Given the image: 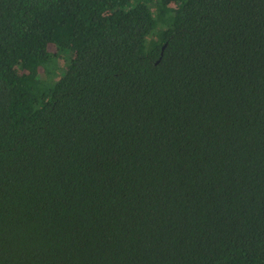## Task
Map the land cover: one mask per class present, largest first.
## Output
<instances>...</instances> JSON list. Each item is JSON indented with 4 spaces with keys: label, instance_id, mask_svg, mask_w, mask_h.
<instances>
[{
    "label": "trees",
    "instance_id": "16d2710c",
    "mask_svg": "<svg viewBox=\"0 0 264 264\" xmlns=\"http://www.w3.org/2000/svg\"><path fill=\"white\" fill-rule=\"evenodd\" d=\"M0 264H264V0H0Z\"/></svg>",
    "mask_w": 264,
    "mask_h": 264
}]
</instances>
